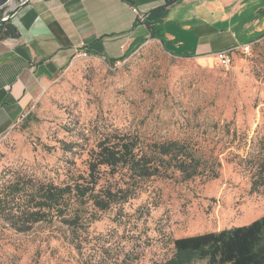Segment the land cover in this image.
<instances>
[{
  "label": "rangeland",
  "instance_id": "obj_1",
  "mask_svg": "<svg viewBox=\"0 0 264 264\" xmlns=\"http://www.w3.org/2000/svg\"><path fill=\"white\" fill-rule=\"evenodd\" d=\"M9 2V1H8ZM18 3L0 8V18ZM195 140L212 152L219 178L155 180L119 212H99L88 241H106L110 258L152 264L172 239L240 227L264 216V37L230 65L217 56L176 59L149 40L119 62L77 57L47 83L26 115L0 139V187L18 177L60 184L81 160L61 143L84 144L106 131ZM72 161L76 164L73 166ZM252 185L256 186L251 191ZM84 237V236H82ZM57 224L16 232L0 222V264H85ZM95 250V249H94Z\"/></svg>",
  "mask_w": 264,
  "mask_h": 264
},
{
  "label": "trees",
  "instance_id": "obj_2",
  "mask_svg": "<svg viewBox=\"0 0 264 264\" xmlns=\"http://www.w3.org/2000/svg\"><path fill=\"white\" fill-rule=\"evenodd\" d=\"M178 1L164 0L163 5L145 16L139 13L136 23L146 27L149 39L163 43L162 22ZM17 35L9 22L0 25V39ZM88 142L61 143V150L81 160L83 169L72 161L75 167L65 172L60 184L30 177H18L3 184L0 222L22 233L39 224L47 227L57 224L79 254L86 246L91 247L92 257L85 264H132L127 255L120 260L119 252L110 258L106 241L97 244L86 239L99 212L114 210L119 224L123 206L145 192L155 180L189 182L219 178L221 163L195 140L152 139L114 130ZM255 165V173L263 176L264 161ZM255 190L252 185L251 191ZM171 245V256L152 264H264V216L244 226L172 239Z\"/></svg>",
  "mask_w": 264,
  "mask_h": 264
},
{
  "label": "crops",
  "instance_id": "obj_3",
  "mask_svg": "<svg viewBox=\"0 0 264 264\" xmlns=\"http://www.w3.org/2000/svg\"><path fill=\"white\" fill-rule=\"evenodd\" d=\"M128 1L31 0L16 11L17 38L0 39V139L80 51L119 62L151 40L137 14L164 0ZM161 33L162 44L151 41L173 58L214 57L264 37V0H179Z\"/></svg>",
  "mask_w": 264,
  "mask_h": 264
},
{
  "label": "built area",
  "instance_id": "obj_4",
  "mask_svg": "<svg viewBox=\"0 0 264 264\" xmlns=\"http://www.w3.org/2000/svg\"><path fill=\"white\" fill-rule=\"evenodd\" d=\"M31 0H18V3L16 4V5H19V4H27L28 2H30ZM8 13L6 12L5 13V16L7 15ZM139 15V13L137 14V16ZM4 16V17H5ZM141 18H142V16H141ZM251 47H252V44H246V45H243V46H241V47H239V48H230V49H226V50H223V51H221V52H219V53H217L216 54V56L219 58V60H220V63L222 64V65H224V66H228V65H230L231 64V62H232V60H233V56H234V54H235V52L237 51V50H240L242 53H244V54H248V53H250V49H251ZM78 56L79 57H82V58H86V57H88V54L85 52V51H80L79 53H78ZM23 118V117H22ZM21 118V119H22ZM20 119V120H21Z\"/></svg>",
  "mask_w": 264,
  "mask_h": 264
},
{
  "label": "water",
  "instance_id": "obj_5",
  "mask_svg": "<svg viewBox=\"0 0 264 264\" xmlns=\"http://www.w3.org/2000/svg\"><path fill=\"white\" fill-rule=\"evenodd\" d=\"M8 3H9L8 0H0V8ZM23 5H25V3L13 6L5 17L0 18V25H2L5 22H8L15 15L16 11ZM146 14L147 13H143V16H145Z\"/></svg>",
  "mask_w": 264,
  "mask_h": 264
},
{
  "label": "bare ground",
  "instance_id": "obj_6",
  "mask_svg": "<svg viewBox=\"0 0 264 264\" xmlns=\"http://www.w3.org/2000/svg\"><path fill=\"white\" fill-rule=\"evenodd\" d=\"M9 2H11L12 0H8Z\"/></svg>",
  "mask_w": 264,
  "mask_h": 264
}]
</instances>
